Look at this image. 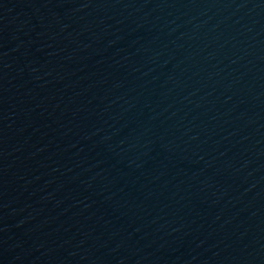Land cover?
Wrapping results in <instances>:
<instances>
[{
    "label": "water",
    "instance_id": "95a60500",
    "mask_svg": "<svg viewBox=\"0 0 264 264\" xmlns=\"http://www.w3.org/2000/svg\"><path fill=\"white\" fill-rule=\"evenodd\" d=\"M0 264H264V0H0Z\"/></svg>",
    "mask_w": 264,
    "mask_h": 264
}]
</instances>
